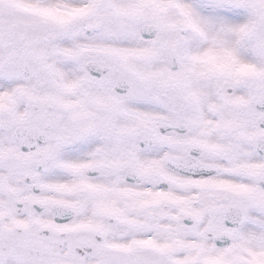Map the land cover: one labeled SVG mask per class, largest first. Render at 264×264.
Here are the masks:
<instances>
[{"label": "snow or ice", "instance_id": "obj_1", "mask_svg": "<svg viewBox=\"0 0 264 264\" xmlns=\"http://www.w3.org/2000/svg\"><path fill=\"white\" fill-rule=\"evenodd\" d=\"M0 264H264V0H0Z\"/></svg>", "mask_w": 264, "mask_h": 264}]
</instances>
